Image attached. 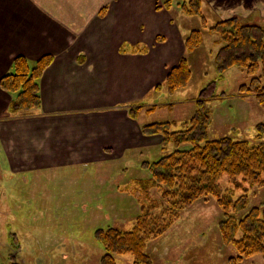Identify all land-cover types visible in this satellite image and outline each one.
<instances>
[{"label":"crops","instance_id":"obj_1","mask_svg":"<svg viewBox=\"0 0 264 264\" xmlns=\"http://www.w3.org/2000/svg\"><path fill=\"white\" fill-rule=\"evenodd\" d=\"M164 1L0 0V79L12 72L16 56L31 63L53 56L39 81L34 114L11 115L13 96L0 89V176L6 183L31 172L88 167L89 185L77 195L105 192V208L111 216L118 212L108 199L122 192L108 184L99 188L111 183L104 166L132 150L142 154L156 139L161 143L160 136L141 133L125 106L144 96L152 100L154 87L185 53L186 34ZM202 3L220 20L264 16V0ZM146 15L154 17L149 22Z\"/></svg>","mask_w":264,"mask_h":264},{"label":"rangeland","instance_id":"obj_2","mask_svg":"<svg viewBox=\"0 0 264 264\" xmlns=\"http://www.w3.org/2000/svg\"><path fill=\"white\" fill-rule=\"evenodd\" d=\"M171 5L174 22L181 33L187 35L193 29L202 30L200 18L185 15L180 0H172ZM201 11L210 26L220 20V16L216 14L215 17L205 3H202ZM146 16L149 22L154 17ZM241 20L264 25V16H246ZM202 37L199 48L182 56L186 57L191 72L187 86L172 93L159 89L151 93V101L144 96L142 111L134 109L132 114L140 125L173 122L179 127L181 122L194 115L195 101L203 93L224 92L226 97L208 104L211 122L207 137L253 140L258 134L256 125H264V112L257 107L254 97L237 95L238 87L246 84L249 76L237 67H230L220 74L219 45L214 42L217 37L206 32ZM260 135L264 142V129ZM160 144L156 139L142 154L132 150L129 155L102 167L111 183L104 182L99 188L106 189L108 184L113 190L122 192V195L119 192L114 195L115 199H108V205L112 203L110 205L118 211L112 216L106 208L100 210L89 196L77 195L79 189L89 185L88 174L82 179L80 169H62L48 176L37 172L26 174V182L18 181L19 184L13 186L17 196L15 201L11 200L12 192L6 187L10 184L1 175L0 246L9 239L10 245L18 251L12 264H100L104 251L96 232L106 227L120 230L131 227L140 214V207L130 194V186L135 180L152 176L150 165L162 156ZM241 195V191L235 193V197ZM76 198L82 200L76 201L77 205L73 201ZM83 202L90 205L83 206ZM252 207L264 210V187L248 189L245 205L238 208L234 217H243ZM106 214L110 217L108 220ZM221 219L222 213L211 197L199 199L181 212L164 236L147 245L149 264H231L230 258L235 253L231 246L221 241L218 229ZM5 255L0 249V264H8ZM114 259L116 264H132L130 255L115 256ZM235 264H264V255L257 254Z\"/></svg>","mask_w":264,"mask_h":264},{"label":"trees","instance_id":"obj_3","mask_svg":"<svg viewBox=\"0 0 264 264\" xmlns=\"http://www.w3.org/2000/svg\"><path fill=\"white\" fill-rule=\"evenodd\" d=\"M180 1L182 12L199 17L202 26V30L193 29L184 38L185 53L201 46L204 32L215 35L220 74L230 67L245 71L249 81L238 87L237 95L254 97L264 112V25L232 17L210 26L202 15V0ZM171 4L172 0H166L162 7L170 9ZM134 50L144 51L142 47ZM52 60L48 54L33 63L21 55L13 59L12 72L0 79V89L13 96L11 115L40 106L39 81ZM190 73L188 61L182 57L169 69L164 81L155 86V91L165 89L172 93L185 88ZM224 97V92L203 93L195 101L194 115L179 127L173 122L140 126L143 135L161 137L162 156L150 165V178L135 180L130 186V194L140 207L131 227H108L96 233L104 251L100 264H116L114 257L121 255H130L132 264H149L147 245L164 236L183 210L205 197H211L222 213L218 229L222 243L234 250L231 264L264 255V210L252 207L243 217H234L238 208L245 205L248 189L264 187V142L260 137L264 125H256L258 134L253 140L232 136L209 139L208 104ZM238 191L242 195L235 197Z\"/></svg>","mask_w":264,"mask_h":264},{"label":"flooded vegetation","instance_id":"obj_4","mask_svg":"<svg viewBox=\"0 0 264 264\" xmlns=\"http://www.w3.org/2000/svg\"><path fill=\"white\" fill-rule=\"evenodd\" d=\"M154 90H155V87H154ZM152 100H153V98H152ZM148 101H151V100L148 98ZM142 106H143V105H142V102H140V103H137V104H129V105H126L125 108H127V110H129V113L132 114L135 110L142 111V109H143ZM150 106H151V105H150ZM39 107H40V106H39ZM39 107H38V108H39ZM38 108H36V109H34V110L30 111V112H27V113H25V114L32 115V114H34V112H35ZM139 108H140V109H139ZM134 109H135V110H134ZM87 168H88V167H87ZM87 168H83V169H81V178H82V179L87 175V174H86V172H87ZM25 176H26V174H23V175H16V176H11V184L6 186L7 188H9L10 192H12V193H11V200L15 201V198H17V196H15V194L13 193V186H14V185H18V184H19L18 181H20V182H26V180H25ZM89 187H91V186H89ZM87 191H88V190H87ZM91 191H93L92 188H90V193H91ZM103 192H104V191H103ZM4 194H5V193H4ZM78 194L80 195V193H78ZM104 194H105V192H104L103 194H99V195H100V197H103ZM84 195H85V196H89V199H90L91 201H95V202L97 203V207H98L100 210H101V209H105L104 203H103L102 199H100V197H99L98 195H96V194H92V195L90 194V195H89V193L84 194ZM91 201H90V203H91ZM75 203H76V202H75ZM90 203H89V205H90ZM82 204H83V206H89L88 203H86V202H83ZM75 205H77V203H76ZM106 228H108V227H106ZM106 228H104V229H106ZM99 230H101V229H98L97 232H98ZM97 232H96V233H97ZM7 241H8V243H7ZM0 249L2 250V252H4V254L6 253L5 257L7 258L8 264L15 263L14 261H15V259H16V252H18V251H17L14 247H12V246L10 245V243H9V239H6V242H3V244L0 246ZM13 260H14V261H13Z\"/></svg>","mask_w":264,"mask_h":264}]
</instances>
